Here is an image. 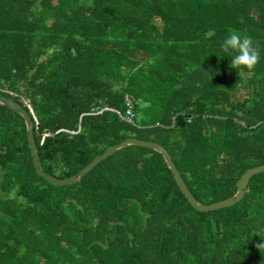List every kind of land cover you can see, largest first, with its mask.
Segmentation results:
<instances>
[{
	"label": "trees",
	"instance_id": "trees-1",
	"mask_svg": "<svg viewBox=\"0 0 264 264\" xmlns=\"http://www.w3.org/2000/svg\"><path fill=\"white\" fill-rule=\"evenodd\" d=\"M232 32L259 46L247 75L221 50ZM0 96L29 103L55 178L136 138L165 148L199 203L225 200L264 164V0H0ZM126 96L134 123L96 114L123 115ZM258 243L264 172L210 212L138 146L55 187L34 169L23 118L0 105V264H264Z\"/></svg>",
	"mask_w": 264,
	"mask_h": 264
},
{
	"label": "water",
	"instance_id": "water-1",
	"mask_svg": "<svg viewBox=\"0 0 264 264\" xmlns=\"http://www.w3.org/2000/svg\"><path fill=\"white\" fill-rule=\"evenodd\" d=\"M0 105L4 106L7 109H10L12 111H15L18 113L24 120L25 126H26V141L28 144V148L30 150L32 162L34 169L39 177L44 178L49 184L55 187H62V186H68L77 184L81 181V179L88 174L96 165H98L103 160L107 159L109 156L114 154L115 152L129 147V146H138L147 148L156 152H159L162 157L164 158L165 163L167 164L171 174L173 175L174 181L177 184L180 192L185 197L187 203L196 211L198 212H210L214 210H219L223 208L231 207L238 202H240L246 192L249 180L251 177H253L256 174L264 172V164L260 166H256L254 168L248 169L242 177L237 182V191L236 193L219 202H215L210 205H204L199 203L191 194L187 186L185 185V182L183 181L179 171L177 170L175 164L173 163L170 154L165 150L164 147L161 145L151 142V141H141L136 138H127L123 140L122 142L112 145L109 148H107L101 155L96 156L86 167H84L79 173L68 177L64 179H58L55 178L45 172L41 169V163L38 155L37 145L35 142V137L33 133L34 128V118L33 115L19 103L14 102L10 99H7L5 97L0 96Z\"/></svg>",
	"mask_w": 264,
	"mask_h": 264
},
{
	"label": "clouds",
	"instance_id": "clouds-1",
	"mask_svg": "<svg viewBox=\"0 0 264 264\" xmlns=\"http://www.w3.org/2000/svg\"><path fill=\"white\" fill-rule=\"evenodd\" d=\"M221 50L232 57L230 67L241 76L252 72L260 60V49L258 45H254L253 38L237 32L229 34L221 45ZM256 247L264 249V243H258Z\"/></svg>",
	"mask_w": 264,
	"mask_h": 264
},
{
	"label": "built area",
	"instance_id": "built-area-1",
	"mask_svg": "<svg viewBox=\"0 0 264 264\" xmlns=\"http://www.w3.org/2000/svg\"><path fill=\"white\" fill-rule=\"evenodd\" d=\"M23 105L29 110V112L33 115V118H34V122H36V119H35V116L32 112V109L29 105L28 102L26 101H22ZM124 104H125V113L122 115L119 111L113 109V108H110L108 106H102L100 108H97V113L96 114H101V113H104V112H107V111H111V112H114L116 113L118 116H119V119L127 122V123H134V113H133V107H134V100L133 98L129 97V96H126L125 97V101H124ZM46 136V135H44Z\"/></svg>",
	"mask_w": 264,
	"mask_h": 264
},
{
	"label": "rangeland",
	"instance_id": "rangeland-1",
	"mask_svg": "<svg viewBox=\"0 0 264 264\" xmlns=\"http://www.w3.org/2000/svg\"><path fill=\"white\" fill-rule=\"evenodd\" d=\"M245 91H241L239 94H240V97H239V95H238V99L240 98V100H241V96H243V94H245L244 93Z\"/></svg>",
	"mask_w": 264,
	"mask_h": 264
}]
</instances>
